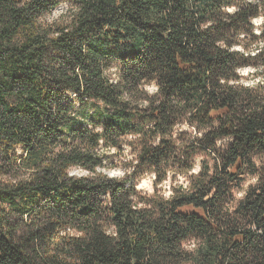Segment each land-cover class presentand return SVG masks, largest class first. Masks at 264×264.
<instances>
[{"label": "trees", "instance_id": "trees-1", "mask_svg": "<svg viewBox=\"0 0 264 264\" xmlns=\"http://www.w3.org/2000/svg\"><path fill=\"white\" fill-rule=\"evenodd\" d=\"M0 264H264V0H0Z\"/></svg>", "mask_w": 264, "mask_h": 264}, {"label": "rangeland", "instance_id": "rangeland-1", "mask_svg": "<svg viewBox=\"0 0 264 264\" xmlns=\"http://www.w3.org/2000/svg\"><path fill=\"white\" fill-rule=\"evenodd\" d=\"M70 15L69 6L66 4H62L58 7L49 17L48 21L51 23H62L65 19ZM262 20H255L254 23L256 26H260ZM110 73L114 80H118L119 72L118 70L113 69ZM242 76L244 77L245 83H252L255 81V73L254 70L251 68L244 69L241 72ZM258 79V78H257ZM256 79V80H257ZM148 91L153 94L156 89L154 87H149ZM98 154L104 158V168H99L96 170V173H104L110 177L123 179L126 178L128 173L130 172L131 166L134 165V155L129 147H125L124 150L117 151V150H104L100 149ZM199 164V163H198ZM199 170V166L196 167V171ZM72 175L77 177H90L93 176L91 172H88L82 168L76 167L72 168L71 172ZM254 180L248 178L244 184V188L252 184ZM188 182L183 177L177 178H170L168 181L164 182L161 185L155 186V177L154 175H147L144 176L139 184H138V191L141 192L143 195H153L157 193L159 196H164L165 198H169L172 195L173 188H179L181 186L186 187ZM238 197H241V194H238Z\"/></svg>", "mask_w": 264, "mask_h": 264}]
</instances>
